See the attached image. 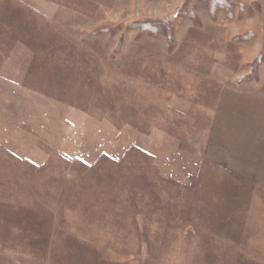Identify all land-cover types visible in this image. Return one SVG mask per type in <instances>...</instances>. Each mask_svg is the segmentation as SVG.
Listing matches in <instances>:
<instances>
[{"label": "rangeland", "instance_id": "obj_1", "mask_svg": "<svg viewBox=\"0 0 264 264\" xmlns=\"http://www.w3.org/2000/svg\"><path fill=\"white\" fill-rule=\"evenodd\" d=\"M187 1L0 0L2 167L13 200L50 216L52 232L43 249L35 233L0 240V264H80L86 246L96 264H264V193L245 179L202 175L180 219L118 211L87 191L110 178L99 165L108 136L96 126L108 132V119L92 105L109 94L110 68L151 58L264 93V0H239L252 7L244 14L233 0V18L199 6L195 20L180 13ZM145 20L169 22L176 43L166 28L143 33Z\"/></svg>", "mask_w": 264, "mask_h": 264}, {"label": "crops", "instance_id": "obj_2", "mask_svg": "<svg viewBox=\"0 0 264 264\" xmlns=\"http://www.w3.org/2000/svg\"><path fill=\"white\" fill-rule=\"evenodd\" d=\"M92 105L96 120L108 119V132L96 126L108 136L99 165L111 170L85 184L111 208L180 219L197 180L213 171L264 193V93L144 58L110 68L109 94Z\"/></svg>", "mask_w": 264, "mask_h": 264}, {"label": "trees", "instance_id": "obj_3", "mask_svg": "<svg viewBox=\"0 0 264 264\" xmlns=\"http://www.w3.org/2000/svg\"><path fill=\"white\" fill-rule=\"evenodd\" d=\"M232 1L233 0H199L196 2L188 0L180 13L195 20L197 16L196 9L201 6L204 7L203 9L212 12L213 15L220 11V9H222L226 17L233 18L236 15L237 11L236 6L232 3ZM249 7L250 6H248V4H244L243 1L237 0V8H240L241 14H244L247 11H252V7ZM136 26H138L145 34L149 32L151 33L153 31L155 33L159 31L162 32L163 28H166L168 29L166 30L168 33L167 35L170 36L169 39L176 43L171 24H169V22H164L161 20H145L136 23ZM16 28L17 30L19 29V31H24L26 33H31L34 30L29 26L23 28L22 23L18 24V27ZM28 41H30V46L33 48L32 40ZM32 111L33 110L27 109L25 110V113L27 115H31ZM2 162L3 155L0 152V240H25L27 237H29V235L33 236V234L35 233L37 236V241H34H36L37 246H40H38L40 249H43V243L49 239L51 240L52 238V232L50 230L51 217L47 214L43 215L38 212L34 213L33 210H30V207L27 206V204H24L25 202H22L25 201L22 198H18L21 199V202H19V204L17 201L13 200V198H17V196L13 195L15 193V190L11 188V186L14 185V182L12 181V179H6L4 175L6 174L7 176L8 173H6V170L10 168L2 167V165L4 166ZM236 192H238V189L235 188L234 193ZM2 234L5 236V238L2 237ZM19 234H21L22 236ZM53 245L54 247L52 248H54V253L56 255H59V257H62V253H64V246L62 247L61 245H59V243H56V241ZM82 248V250H79L80 252H82V254L78 256V259H76V261H80V264H96L98 261L95 260L100 257L98 251L96 249L93 251L87 246ZM70 253L74 255V253ZM90 257H92V260L90 259Z\"/></svg>", "mask_w": 264, "mask_h": 264}]
</instances>
